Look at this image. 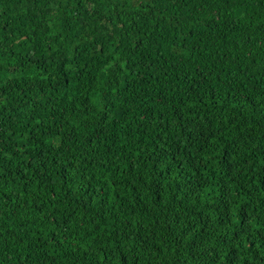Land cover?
Segmentation results:
<instances>
[{"label":"trees","instance_id":"obj_1","mask_svg":"<svg viewBox=\"0 0 264 264\" xmlns=\"http://www.w3.org/2000/svg\"><path fill=\"white\" fill-rule=\"evenodd\" d=\"M0 264H264V0H0Z\"/></svg>","mask_w":264,"mask_h":264}]
</instances>
